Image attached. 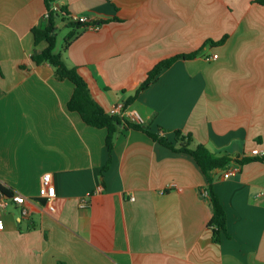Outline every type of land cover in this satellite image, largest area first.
I'll list each match as a JSON object with an SVG mask.
<instances>
[{"label":"crops","instance_id":"1","mask_svg":"<svg viewBox=\"0 0 264 264\" xmlns=\"http://www.w3.org/2000/svg\"><path fill=\"white\" fill-rule=\"evenodd\" d=\"M55 3L105 21L83 29L65 57L108 112L161 60L227 36L164 68L128 111L170 139L176 129L191 132L216 155L254 158L253 149L264 150V4ZM46 13L45 0H0V182L25 195L28 210L12 201L3 209L0 264H264V161H233L230 177L214 171L230 233L218 242L201 195L208 181L190 154L121 126L102 175L107 130L68 109L71 81L56 78L50 63L32 62L47 45L36 46L32 31L50 24ZM45 173L56 185L54 213L39 195Z\"/></svg>","mask_w":264,"mask_h":264},{"label":"trees","instance_id":"2","mask_svg":"<svg viewBox=\"0 0 264 264\" xmlns=\"http://www.w3.org/2000/svg\"><path fill=\"white\" fill-rule=\"evenodd\" d=\"M264 4V0H257ZM47 7V15L45 16L49 23L44 28L35 26L33 34L35 45L46 42V47L42 49H35L31 59L37 65L43 63H50L54 66L56 71V78L59 80H69L74 85L73 94L68 101V109L76 111L80 114L84 122L88 125L105 128L107 130L106 147L108 151V160L102 169V175L109 169L112 159V150L116 136L120 131V127L133 128L147 133L152 139L170 148L175 152H182L190 154L196 160L203 173L206 175L208 184L201 190L202 197L211 205V218L209 226L213 229L215 241H220L221 236L225 233L230 236L228 232V216L227 212L220 200L219 195L214 189V171L217 169H226L233 161L238 163H245L250 160L264 161V155L256 156L254 158L243 157L232 158L227 155H216L203 143H197L195 137L191 132H185L181 129L174 131V138L170 139L167 135V130L160 126L159 131H153L149 124H144L140 121L132 120L128 117L111 114L106 111L101 103L94 97L90 86L83 75L79 72L78 67L72 66L65 57V52L68 50L72 42L77 39L82 33L83 29L89 28L94 23L103 24L105 21H80L73 20L72 13H70L65 6H59L55 9L56 0H45ZM61 19L69 27V32L66 34L61 51L56 50L58 41V32L56 20ZM227 36L220 40L208 39L204 45L190 53L176 54L158 62L149 72L147 78L140 84L134 93L128 98L125 106L128 107L139 94L148 88L154 81L158 79L161 71L171 66L178 58H194L203 53L205 45H218L226 41ZM13 193L4 185H0V195L10 196Z\"/></svg>","mask_w":264,"mask_h":264},{"label":"built area","instance_id":"3","mask_svg":"<svg viewBox=\"0 0 264 264\" xmlns=\"http://www.w3.org/2000/svg\"><path fill=\"white\" fill-rule=\"evenodd\" d=\"M55 9H59V5L55 4ZM48 13H46L47 15ZM73 20H80V21H91L92 19L88 18L85 15H78V14H72ZM102 26L101 23H94L89 26V28L94 29H100ZM218 54H214L212 58H217ZM111 114L120 115L122 117H129L132 120L138 121L140 119V115L137 111H128V107L125 106V103H120L115 106H113L110 111ZM252 154L255 156L264 155V150L260 149L259 147H256L252 150ZM238 170L237 166H229L225 169L224 176L230 177L232 174L236 173ZM1 185V182H0ZM39 195L46 201V206L48 208V211L51 213L56 212L57 207L55 205V197H56V185L53 181V175L52 173H45L42 178V183L39 189ZM12 201L13 203H16L20 206H22V213L27 214L28 210L26 208V202L27 198L25 195H22L20 193H12L10 196L0 195V230H3L5 228V218H4V212L3 209L7 206V204Z\"/></svg>","mask_w":264,"mask_h":264},{"label":"rangeland","instance_id":"4","mask_svg":"<svg viewBox=\"0 0 264 264\" xmlns=\"http://www.w3.org/2000/svg\"><path fill=\"white\" fill-rule=\"evenodd\" d=\"M57 32H58V46L56 50H62V45L64 44L65 36L69 30V27L65 26L60 20L56 22Z\"/></svg>","mask_w":264,"mask_h":264}]
</instances>
